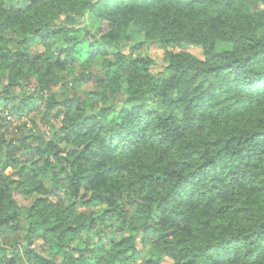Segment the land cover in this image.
<instances>
[{"label": "trees", "instance_id": "16d2710c", "mask_svg": "<svg viewBox=\"0 0 264 264\" xmlns=\"http://www.w3.org/2000/svg\"><path fill=\"white\" fill-rule=\"evenodd\" d=\"M0 264H264V0H0Z\"/></svg>", "mask_w": 264, "mask_h": 264}, {"label": "rangeland", "instance_id": "374dc122", "mask_svg": "<svg viewBox=\"0 0 264 264\" xmlns=\"http://www.w3.org/2000/svg\"><path fill=\"white\" fill-rule=\"evenodd\" d=\"M12 2L15 4V6H17V8H20L21 5L23 4L24 0H12ZM104 26L103 25H100L96 28V31H98L99 33L102 32L104 30ZM120 50L121 51H124L126 52V47L124 45H122L120 47ZM36 52H38V50H34ZM113 47L109 49V54H112L113 53ZM186 51L189 52L190 54L192 55H195L197 57H201V50L199 48H194V47H188L186 48ZM142 54H147L152 60H153V65H152V71L153 72H156V71H159L162 69V67L164 66V62L162 60V50L159 49L158 47H156L155 45L151 44L150 46H148L147 48H145L144 50L141 51ZM103 58L101 57H98L96 58V60L93 62V66L95 65L96 68L98 69L103 60ZM83 61H80V63L78 64H75L76 67L73 68L72 70H70V73H66L65 74V77L63 79L65 85L62 84V87L64 89L68 88V91L69 93L71 94H75L76 96H78L81 100H84L85 99V96L87 94V92L90 90L92 84L91 83H84V80L80 81L77 85H74L73 84V78L75 76H80L83 74V72H88L87 70H85L83 67H80L82 65ZM91 70V68H90ZM92 70H94L92 68ZM65 86V87H64ZM63 89V90H64ZM10 172L9 169H7L5 171V174H8ZM19 199V203L21 205H27L30 203L31 199L30 197H27V198H18ZM26 225H23L21 230L16 233L15 235H13L11 238H9L8 240H6V245L8 246V248L10 249H20L21 248V240L22 238L24 237L25 235V230H26ZM36 251H40L44 254V256H47L48 255V250L45 251L46 247L42 244L41 241H36L35 243H33V246ZM168 263H170L168 261Z\"/></svg>", "mask_w": 264, "mask_h": 264}]
</instances>
